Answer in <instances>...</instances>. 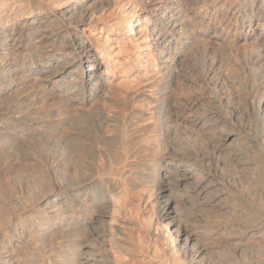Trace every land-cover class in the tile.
<instances>
[{
    "label": "bare ground",
    "instance_id": "bare-ground-1",
    "mask_svg": "<svg viewBox=\"0 0 264 264\" xmlns=\"http://www.w3.org/2000/svg\"><path fill=\"white\" fill-rule=\"evenodd\" d=\"M185 1L0 0V159L29 144L43 167L8 169L33 188L16 213L0 168V264H264V0ZM211 44L252 47L244 91L206 51L182 72ZM179 124L181 147L226 151L220 177L175 152ZM179 204L222 211L232 248L206 262L211 222Z\"/></svg>",
    "mask_w": 264,
    "mask_h": 264
},
{
    "label": "rangeland",
    "instance_id": "rangeland-1",
    "mask_svg": "<svg viewBox=\"0 0 264 264\" xmlns=\"http://www.w3.org/2000/svg\"><path fill=\"white\" fill-rule=\"evenodd\" d=\"M187 1V2H186ZM185 1V3H186V5L187 6H189V5H193V3H194V0H186ZM196 1V0H195ZM202 2V0H197V6H199V4ZM184 3V4H185ZM190 3V4H189ZM195 5V6H196ZM196 6V7H197ZM212 45V44H211ZM210 45V46H211ZM209 46V48L208 49H205L204 50V47H200L198 50H196V51H193L192 52V54H191V59H195V61H190V62H184L183 63V65H182V67H181V69H182V72L184 73V74H187V75H189L191 78H198V76H199V74L197 73V71L196 70H193V71H190L189 73H188V70L190 69V67H192L193 65H194V67L195 66H201V64L202 63H200L201 61H203V55H204V53H205V51L207 52V58H205L204 60L206 61V64H205V66H211L210 65V63L214 60V68H215V72H216V74H215V76L216 77H218V78H220L221 80L223 79V81H224V78H225V80L226 81H228L227 82V84H226V81H224V83H225V86H229L228 87V90H229V88H230V90H239V89H241L242 91H244L245 90V88H247V86H248V84H250L251 83V81L253 80V77L255 78V75H247V74H244L243 72H241L240 70H239V68H240V66H239V64L241 65V66H243V65H245V63L247 64V60H249V58L251 57V55L249 54V51H251L250 49L252 48V47H249V45H239V47H237V48H235V51L234 50H231V48L229 49L227 46H225V47H221V48H219L218 49V47L217 46H215V45H212L211 47ZM241 46V47H240ZM215 47H217V48H215ZM238 48H240V49H238ZM245 48V49H244ZM247 48V49H246ZM248 48H250V49H248ZM214 49V50H213ZM238 49V50H237ZM247 50V51H246ZM211 51V52H210ZM196 52H198L197 54H196ZM209 53V54H208ZM213 53H215V54H213ZM248 53V56H246V54ZM236 54V55H235ZM210 55V56H209ZM250 55V56H249ZM201 57V58H200ZM243 57H244V59H243ZM248 57V58H247ZM215 58V59H214ZM207 59V60H206ZM215 61H216V63H215ZM192 62H194L195 64H193ZM210 62V63H209ZM193 64V65H192ZM192 65V66H191ZM48 69H51V70H53V68H48ZM192 72V73H191ZM241 72V73H240ZM262 73V72H261ZM245 75V76H244ZM232 76V77H231ZM246 78V79H245ZM248 79V80H247ZM240 80H242V83H239V81ZM233 81V82H232ZM245 81V82H244ZM243 82L244 83H246L247 84V86H246V84H245V86H244V84H243ZM229 83V84H228ZM232 83H234V84H232ZM238 84H240V86L238 85ZM241 86H243L244 87V89H243V87L241 88ZM19 87H20V85L19 84H16L15 85V89L13 90V92H11L10 94L12 95V97H11V95L9 96V92H7L6 93V99L8 98V97H10L11 98V103H9L10 105H14L15 104V102H16V100L17 99H19L21 96H23L25 93L21 90V88L19 89ZM17 88V89H16ZM234 88V89H233ZM20 90V91H19ZM54 90L55 91H58V89L56 88V87H54ZM228 90H225L224 92H227ZM30 91H33V89L31 88V90ZM5 96H3L2 97V102H4L5 101ZM15 96V97H14ZM10 98H9V100H10ZM14 98V99H13ZM12 99L13 100H15V101H12ZM51 100H49L48 102H50ZM9 102V101H8ZM5 105V102L3 103V106ZM179 126L180 127H178V128H176L178 131V133L177 134H175V136H171L169 139H170V141H172V138H173V142L175 143V145L178 147V151H175L176 153H179V155H184L186 158H188V159H190L191 161H192V163L194 164L193 166H195L196 168H198V169H205V170H209L210 168V170L211 171H216V175H218L219 177L221 176L220 174L222 173L221 172V170H222V163L224 162V159H222L221 158V156L223 157L224 155L226 156V151H224V153H223V151H219V152H216L214 155H213V153H212V151L209 149L210 147L208 146L209 145V143L208 142H206L207 141V139H205L204 141L206 142V143H204V142H197V144L195 143L193 146L192 145H190V146H187V145H185L184 147H181V146H183V144H181V138L182 137H184L185 136V134H184V132H183V128H184V126H185V124H179ZM182 131V132H181ZM184 136H183V135ZM210 134V131L208 132V134L206 133V134H204L203 136H204V138H209V135ZM181 135V136H180ZM177 136V137H176ZM176 137V138H175ZM180 140H179V139ZM180 142V143H179ZM202 143H203V145H202ZM208 144V145H207ZM40 145V146H39ZM39 145H37L36 146V148L37 149H35V150H39L40 149V151H39V153H40V155L42 156V157H46V156H48V155H54V153H55V155H56V153L58 154V152H60L61 150H60V148L61 147H59L58 146V143H50L49 144V146H48V144H46V145H44L43 143H41V144H39ZM43 145V146H42ZM175 146V147H176ZM39 147V148H38ZM44 147V148H43ZM207 147V148H206ZM29 148V149H28ZM181 148H183V149H181ZM187 148V149H186ZM189 148V149H188ZM206 148V149H205ZM52 149H54V150H52ZM210 150V152H208L209 150ZM27 150L28 151H30V152H32L34 149H32V146L31 145H29V144H27L26 146H24V147H22V149H20L18 152H17V154L15 153V155H14V157L13 158H9L8 160L7 159H5L4 157H1V159H0V168H1V166L3 167V168H1L2 170L1 171H3L2 172V176H1V178L3 179V181H4V185L6 186V187H3V195H5L4 197H8V198H4L3 196V200L4 201H7L8 203H10V201L12 202V199H13V196L15 197V199H13V202L12 203H10V204H12V205H14L13 203H15V205L14 206H11L12 207V209H10L11 211H8L9 213H12V211L13 212H17L20 208H22V206H20L19 205V201H21V198H23V195H24V197H25V195H27L26 194V192H27V189H28V191H29V189L30 190H33V188L29 185V187H27V185H26V183L24 182V180L23 179H19L18 181H16L17 183H19V184H16V182L14 183L13 181H12V184L9 182V180H8V177H9V171H8V169L9 168H13L14 169V167H16V166H18L19 164L20 165H23V166H26V167H28L29 165H30V167H34L33 169V173L35 174L36 172H41V174H42V169H43V167L41 168V166H40V164H38V158H33L32 157V155H30L29 153H27ZM60 150V151H59ZM204 152H203V151ZM207 150V151H206ZM56 151V152H55ZM181 152V153H180ZM184 152V153H183ZM197 152H198V154H197ZM208 152V153H207ZM19 153V154H18ZM189 154H191V155H189ZM17 155H19V156H17ZM189 155V156H188ZM204 155V156H203ZM212 155L213 156H215V157H212ZM218 155V156H217ZM188 156V157H187ZM224 156V158H226ZM218 157H220V158H218ZM4 158V159H3ZM214 158H217V159H215L214 160ZM12 159V160H11ZM220 159H222V160H220ZM3 161V162H2ZM12 161V162H11ZM17 161V162H16ZM218 161V162H217ZM219 161H221V162H219ZM14 162V163H13ZM24 162V163H23ZM29 162V163H28ZM33 162V163H32ZM8 163V164H7ZM16 163V164H15ZM26 163V164H25ZM218 165H217V164ZM2 164V165H1ZM12 164V165H11ZM29 164V165H28ZM39 167V168H38ZM206 168H208V169H206ZM39 171H38V170ZM6 172V173H5ZM3 174H4V176H6V177H4L3 176ZM46 176H47V174H45ZM218 176H216L217 178H218ZM4 177V178H3ZM8 180V181H7ZM7 182V183H6ZM21 182V183H20ZM15 184V185H14ZM35 184V183H34ZM38 184V183H37ZM8 185V186H7ZM12 185V186H11ZM11 187V189L12 190H10V187ZM26 187V188H25ZM6 191H8L9 192V194L6 192ZM11 191H12V193H11ZM13 195L12 197H11V194ZM28 193V192H27ZM8 194V195H7ZM17 195V196H16ZM10 196V197H9ZM21 197V198H20ZM11 198V199H10ZM7 199V200H6ZM17 199H20L19 201L17 200ZM10 200V201H9ZM15 201V202H14ZM16 201H17V203H16ZM34 202L36 201V200H33ZM33 201H32V203H33ZM32 203H30L29 204V202H28V204L29 205H31ZM17 204V205H16ZM28 204H25L26 206H28ZM36 203H34L33 205H35ZM24 205V206H25ZM181 205H182V207H181ZM23 206V207H24ZM26 206L24 207V208H26ZM188 205H186V207H187ZM183 207H185V205L184 204H179V210L180 209H184V210H186V212H188L189 211V214H191V215H193V213H194V215L196 216V218H201V217H203V218H201V219H203V220H206V219H208V220H210V222H211V226H212V233L210 234V236L209 235H207V236H209V240H208V242H209V247H210V252L208 253V255H209V257L206 259V262H210V260H211V258L213 259V258H216V252H214V251H218V250H220L221 249V247L222 246H224V245H226L227 247L228 246H231L230 248H232V246L235 244V239H234V237H231V235H230V237L229 236H227L225 233H223V226H224V222H222V221H224V218H223V214H222V211H211V213L209 214L208 213V215H213L212 217L211 216H209L208 217V215L207 214H205V213H203L202 214V212L201 213H198L197 211H193V213L190 211V206H188L189 208H187L186 209V207L185 208H183ZM17 208H19V209H17ZM196 213V214H195ZM183 214H184V212L183 213H181L180 212V216H183ZM197 214H199L198 216H197ZM203 215V216H202ZM206 218V219H205ZM210 218V219H209ZM211 218H212V220H211ZM222 222V223H221ZM219 224V225H218ZM217 226V227H216ZM248 230V232H255V235L256 236H259V233L257 232L258 231V227H255V228H247ZM58 231V232H57ZM55 233H56V235H55V241L56 242H64V243H66V242H68V240H72L73 238H74V236H69L68 238H67V236H65L64 234H62V233H60L59 232V229L58 230H56L55 231ZM209 233V232H208ZM57 236V237H56ZM59 236V237H58ZM62 236L64 237V238H62ZM227 236V237H226ZM234 236V235H233ZM59 239V240H58ZM63 240V241H62ZM231 240V241H230ZM249 240H251V239H249ZM225 242H227V243H225ZM231 242H233V243H231ZM231 243V244H230ZM228 244V245H227ZM210 259V260H209ZM42 261V260H41ZM40 260H38V259H33L32 261L30 260V263L31 264H40V262H41ZM38 262V263H37Z\"/></svg>",
    "mask_w": 264,
    "mask_h": 264
}]
</instances>
